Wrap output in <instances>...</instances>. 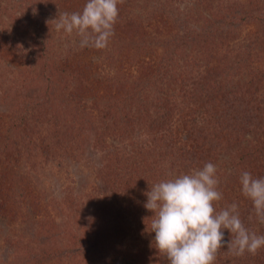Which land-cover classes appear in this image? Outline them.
<instances>
[{
  "label": "rangeland",
  "instance_id": "1",
  "mask_svg": "<svg viewBox=\"0 0 264 264\" xmlns=\"http://www.w3.org/2000/svg\"><path fill=\"white\" fill-rule=\"evenodd\" d=\"M29 1L0 0V264H168L154 246L145 193L209 162L220 184H231L239 151L264 147V0H138L134 33L121 25L134 15L125 0L103 49L56 30L65 11L55 0ZM26 12L42 24L43 48L23 30ZM177 34L188 40L175 44ZM164 55L167 76L139 96L152 121L114 127L106 100L102 111L94 103L111 96L102 84H130ZM65 58L92 79L51 73L48 64ZM18 113L28 116L25 132L4 136ZM181 151H196L200 162L183 168ZM257 155L248 172L264 178V152ZM240 177L232 188L241 191ZM233 202L247 218L253 204ZM254 220L253 232L264 235Z\"/></svg>",
  "mask_w": 264,
  "mask_h": 264
},
{
  "label": "clouds",
  "instance_id": "2",
  "mask_svg": "<svg viewBox=\"0 0 264 264\" xmlns=\"http://www.w3.org/2000/svg\"><path fill=\"white\" fill-rule=\"evenodd\" d=\"M123 0H87L82 11L59 13L53 20L57 31L75 32L81 47H107L114 35ZM217 169L211 162L201 169L176 178L161 180L145 193L144 207L152 213L151 231L154 246L168 264H214L218 251L227 244L234 255L246 251L255 255L264 247V235L250 232L242 223L237 204L216 210L222 199L218 191ZM242 192L253 203L255 213L264 223V178L249 172L240 177ZM227 229L235 238L225 241Z\"/></svg>",
  "mask_w": 264,
  "mask_h": 264
},
{
  "label": "trees",
  "instance_id": "3",
  "mask_svg": "<svg viewBox=\"0 0 264 264\" xmlns=\"http://www.w3.org/2000/svg\"><path fill=\"white\" fill-rule=\"evenodd\" d=\"M23 3H26L25 5L27 7H29L30 1L29 0H22ZM87 0H55L54 4L57 6V8H59L61 11H65L69 14L73 13V12H80L82 11L84 5L86 4ZM125 0H123V4H124ZM138 2V0H133V9L134 12L129 13V14H134L132 17H125L123 19V23L121 25H126L127 28H130V33H134L136 32L137 28L139 27L138 24L141 23L142 17V13L141 15L135 14V3ZM169 2V1H168ZM137 4V3H136ZM15 6L17 7V4H15ZM123 5L120 3L118 4V8H119V15L122 14L120 12L121 7ZM162 6H164V4H162ZM132 9V8H131ZM138 9H140V11L142 10H148L147 7H143V6H139ZM152 10V8H151ZM149 11V10H148ZM128 16V15H127ZM151 16L153 17V14H151ZM139 19V20H138ZM22 27L23 30H26L27 35H29L28 37L30 38L31 41H33V43L35 45L40 46L41 48H43L44 44H45V33L42 29V24L37 22V18L33 16V14H27L26 12V17H24V19H22ZM144 21V20H143ZM120 23V22H119ZM119 23L117 25L114 26H119ZM139 36H141L139 34ZM176 40L175 44H182V42L187 41V37L184 34H177L176 35ZM202 40V42H206L205 40V36L200 38ZM174 43V42H172ZM2 45V44H1ZM42 51V50H41ZM43 55V54H42ZM67 61H69V59L65 58V60L60 63L56 62H52L50 64H48V69L50 70L51 73L54 74H58L61 71L66 72V77L65 78V82L67 80H70L69 77L74 81V80H80L79 83H83L82 79L86 77L87 80H91V74H88L89 72H87V68L85 65L80 66V65H70V64H66ZM171 63L169 62L168 56L164 55L161 59L159 64L157 65V67L153 68V65H149L148 67L145 66L140 68V74L137 75L136 78H132L133 82H131L129 84V80L128 78H121V77H116V79L114 80L115 83L114 85L111 84L108 87H106L105 84H102V88H104V90H108L111 91V96H99L100 98L98 99V97H95L94 99V103L96 105V107H99L100 110L102 111L103 109L101 107H103L102 102L104 100H106V105L104 106L106 108L107 111V117L109 119V121H111V124L114 127L119 126L120 124L123 125V130H125L129 124H132L133 122H140V123H147L144 122L145 119L146 121L151 119V116H148V112H147V108L145 106V103H139L140 99L139 96L142 97L141 93L145 91V88L153 86L154 88L159 84L160 80H164L165 77L167 76L168 72H169V65ZM89 69V68H88ZM62 73V72H60ZM121 75V74H120ZM52 78V76H51ZM71 81V80H70ZM60 84V83H59ZM113 85V86H112ZM128 86L129 89H125V87ZM39 103V102H38ZM33 105V102L31 103ZM163 105V104H162ZM33 110V109H32ZM35 110V109H34ZM222 110L223 109H219L218 113H220L219 115L217 113H215V115L217 114V118L220 117L221 120L224 121V116L222 115ZM20 115L18 116H13L11 118V122L9 121V124H7L6 126V134L4 136L7 137V135H14V132H16V134H22L23 132H25L26 126H27V120H28V116L26 117H22L21 113H18ZM135 115V116H134ZM32 117V116H30ZM162 117H160L159 121L161 120ZM152 121V119L150 120ZM250 122V121H249ZM138 124V123H137ZM108 130L107 125L105 126L104 129H99V131L96 132V139H95V145L96 146H101L105 144V141L107 140V137L105 136L106 132ZM260 148V149H259ZM258 150L257 148L255 150L251 149H245V150H240L239 153V157L238 159L240 160V165L239 164H234L232 166L238 167L237 169H235L232 174L229 175V182L231 181V184L227 183V184H220L221 182H219L218 184V191H220L222 193V199L218 202H215V207L216 210L219 211L223 208H227L228 206H230L231 204H233V199L238 201L239 203L242 202L244 194L242 192V190H235L233 187V182L235 180H237L238 175H242L243 172H248L249 168H251V161L249 160V158H252L257 155V154H261L262 152H264V147H259ZM197 155L196 151L191 152L188 157L190 156V158H188L186 156V152L183 154V152L181 151L178 155V158L175 159L176 161H181V166L182 164H184L183 168H186L187 166L190 165L194 166L195 163H199L200 161L197 159L195 156ZM258 156V155H257ZM257 159V158H256ZM249 160V161H248ZM175 161V162H176ZM249 162V163H248ZM252 163H254V159L252 160ZM177 164V163H176ZM239 166L242 168L239 169ZM152 168V167H151ZM254 169V166H253ZM150 171V170H148ZM147 171V172H148ZM240 171V172H238ZM237 175V176H235ZM255 178H261V174H257L255 176ZM158 183V182H157ZM241 185V184H240ZM227 189V190H225ZM231 189V190H229ZM247 199L246 203H241V204H248V202H250V204H253L252 201L250 199ZM225 200V201H224ZM227 204L224 205L225 203ZM251 205V207H246L245 209H248V211H245L244 213L247 216V218H243V216L241 217L240 214V219L242 221V223L245 225V227L250 231L253 232V227L255 222V217H257L256 213H255V209L254 206ZM250 214V215H249ZM264 223L260 222V225L262 226ZM264 230V227H263ZM261 232L263 235V231L261 228ZM235 236L234 234H231L227 229L224 230V239L225 241H230L231 239H234ZM263 250H262V249ZM260 248V252H257L255 255L249 253V252H245L243 255L237 256L234 255L231 251L228 250L227 248V244L225 243L224 246L218 251L217 255H216V260L214 261V264H264V247Z\"/></svg>",
  "mask_w": 264,
  "mask_h": 264
}]
</instances>
